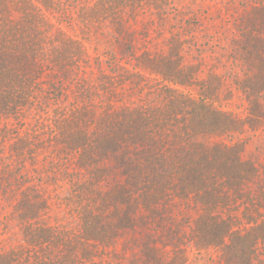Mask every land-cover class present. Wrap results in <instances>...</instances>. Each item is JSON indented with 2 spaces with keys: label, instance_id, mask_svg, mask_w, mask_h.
<instances>
[{
  "label": "trees",
  "instance_id": "obj_1",
  "mask_svg": "<svg viewBox=\"0 0 264 264\" xmlns=\"http://www.w3.org/2000/svg\"><path fill=\"white\" fill-rule=\"evenodd\" d=\"M0 264H264V0H0Z\"/></svg>",
  "mask_w": 264,
  "mask_h": 264
}]
</instances>
